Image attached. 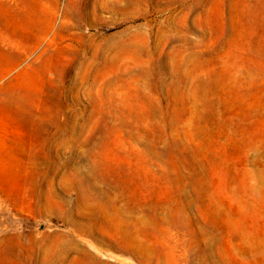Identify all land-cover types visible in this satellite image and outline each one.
<instances>
[{
    "label": "rangeland",
    "instance_id": "obj_1",
    "mask_svg": "<svg viewBox=\"0 0 264 264\" xmlns=\"http://www.w3.org/2000/svg\"><path fill=\"white\" fill-rule=\"evenodd\" d=\"M0 264H264V0H0Z\"/></svg>",
    "mask_w": 264,
    "mask_h": 264
}]
</instances>
